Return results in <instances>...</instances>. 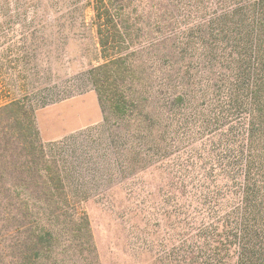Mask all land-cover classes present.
Wrapping results in <instances>:
<instances>
[{
	"label": "trees",
	"instance_id": "trees-1",
	"mask_svg": "<svg viewBox=\"0 0 264 264\" xmlns=\"http://www.w3.org/2000/svg\"><path fill=\"white\" fill-rule=\"evenodd\" d=\"M92 5L102 62L59 97L0 106V264H99L84 203L170 159L206 219L190 263L264 264V0ZM88 89L97 135L43 142L36 107Z\"/></svg>",
	"mask_w": 264,
	"mask_h": 264
},
{
	"label": "rangeland",
	"instance_id": "rangeland-1",
	"mask_svg": "<svg viewBox=\"0 0 264 264\" xmlns=\"http://www.w3.org/2000/svg\"><path fill=\"white\" fill-rule=\"evenodd\" d=\"M92 1L0 0V106L12 97L34 105L41 96L59 97L102 62ZM47 23L54 30H45ZM36 108L46 144L72 134L95 137L103 120L94 89ZM165 161L84 203L99 264H191L189 254L204 250L205 216H192L190 202L174 192L173 160Z\"/></svg>",
	"mask_w": 264,
	"mask_h": 264
}]
</instances>
